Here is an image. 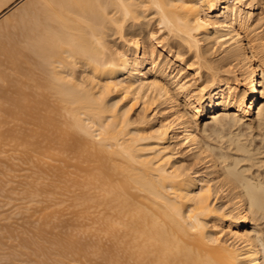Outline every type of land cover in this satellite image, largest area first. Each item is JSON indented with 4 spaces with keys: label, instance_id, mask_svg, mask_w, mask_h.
<instances>
[{
    "label": "bare ground",
    "instance_id": "bare-ground-1",
    "mask_svg": "<svg viewBox=\"0 0 264 264\" xmlns=\"http://www.w3.org/2000/svg\"><path fill=\"white\" fill-rule=\"evenodd\" d=\"M263 16L264 0H0V196L22 190L43 228L76 212L91 240L40 237L33 264H264Z\"/></svg>",
    "mask_w": 264,
    "mask_h": 264
},
{
    "label": "rangeland",
    "instance_id": "rangeland-1",
    "mask_svg": "<svg viewBox=\"0 0 264 264\" xmlns=\"http://www.w3.org/2000/svg\"><path fill=\"white\" fill-rule=\"evenodd\" d=\"M263 18H264V16H263ZM262 18V21H261V24H264L263 22H264V19ZM262 27V28H261ZM261 27H260V31H262L263 30V33H264V25H261ZM1 31V30H0ZM1 33H2V31H1ZM263 33H261L262 34V36H264V34ZM1 37V36H0ZM260 90H261V88H260ZM6 98V97H5ZM4 98V99H5ZM1 99V98H0ZM7 99V98H6ZM6 105H7V103H5ZM5 104H3L4 106H5ZM7 107V106H6ZM18 179V181H20V179L21 178H17ZM2 183V185L0 186V190H2V191H0V193L1 192H6V189H8L9 188V185L7 184V187L3 184L4 182H2V181H0V184ZM10 185H12V187H13V184H14V188L16 189L17 187V192L19 193V189H22L21 187L24 185V184H22V183H18V185H22L21 187L20 186H17V182L16 183H9ZM4 185V186H3ZM16 186V187H15ZM2 187V188H1ZM4 187H5V189H4ZM14 188L12 189V190H14ZM3 189H4V191H3ZM9 189H11V186H10V188ZM19 190V191H18ZM8 192V191H7ZM11 192H13L14 194H12V196L14 195L16 198H17V200L15 199H13V197L9 200L8 198H3V197H5L6 195H7V193L6 194H4L3 193V195H5V196H0V199L2 200V199H4V200H0V202L2 203V204H5V205H2L1 203H0V212L4 209V212H5V210L7 211V212H3L2 211V213H0V229H1V227L3 226L4 227V229H3V227H2V229L1 230H4V231H2L1 232V230H0V233H2V234H0L1 236V238L4 236L5 238L6 237H8V238H6V239H4V237L2 238V240L3 241H1L0 240V242H2V243H0L1 245V247H0V250L1 249H3V250H1L3 253H1L0 254V257H2L1 258V264L3 263V262H5V263H3V264H14V262L16 263V262H19V263H21V264H25L26 262L28 263V264H33L34 262L33 261H31L30 259H32L33 258V256L32 255H30V254H28L27 253V251H28V247L29 246H31L30 245V243H33V241L34 240H38V239H40V237H41V240H43V242H44V239H45V241H50V240H52L53 238H51L52 237V235L51 234H53L54 232V234H53V236L56 234V233H58V235L60 236H62L63 238H65V237H67V235L69 234H71L72 232H76V231H78L79 232V244L81 245V247L82 248H85V249H87L88 250V248H91V240H90V238H89V233L88 232H86L85 231V229H86V225H84V226H81V223H83V220L81 221L80 219H78V216H77V213L75 212H71V214H72V216L71 215H68L67 216V214H65L64 215V217L61 219V220H59V219H55L56 221H55V223L53 222V221H51L50 222V224H49V227H47L46 228V226H45V228H43L42 226H41V224L40 225H38L37 223H38V221L39 222H41L42 223V219H41V217H38L37 215L38 214H36V216H37V218H36V216L34 215L33 217L34 218H30L29 219V217L30 216H28V219H29V221L27 220V214H28V211H25L26 210V205H28V204H26V203H24L25 202V199H22V197L20 196L21 194L23 195V193H22V190H21V193H17L18 195H15V190L14 191H11ZM11 192H9V193H11ZM8 193V194H9ZM2 194V193H1ZM7 197H9V196H7ZM20 197V199H18ZM13 199V200H12ZM6 200V201H5ZM21 200V201H20ZM5 201V202H4ZM8 201H10V202H8ZM15 202L16 204H17V202H18V204L20 203V202H22L23 204H19V206L17 207V205L14 203V205H12L13 204V202ZM12 202V203H11ZM10 205H9V204ZM25 204V205H24ZM1 205H2V207H1ZM16 205V206H15ZM12 206H13V208H12ZM22 206H24V207H22L23 209H25V210H23V209H20ZM26 206V207H25ZM20 207V208H19ZM11 208V209H10ZM18 208V209H17ZM11 211H10V210ZM16 209V210H15ZM12 210H13V212H12ZM18 210H21V211H19L20 212V214H19V212H18ZM23 211V212H22ZM26 212V214H25V212ZM10 212H12L11 214H10ZM16 212V213H15ZM17 212H18V215H17ZM8 213L10 214V216H8ZM14 213V219H16V220H13V216H12V214ZM23 213V214H22ZM6 215V216H4V215ZM25 217H24V216ZM29 215V214H28ZM21 216V217H20ZM23 216V217H22ZM4 217V218H3ZM12 217V218H11ZM17 217H19L18 219H17ZM11 218V219H10ZM26 218V219H25ZM3 219V220H2ZM4 219H8L7 221H9V219H10V221L11 220H13V221H11V222H7V224H9L8 226H7V224H6V220H4ZM20 219V220H19ZM33 219H34V221H33ZM19 220V221H18ZM5 222V223H3V222ZM16 224H15V223ZM25 222V223H24ZM1 223H3V224H1ZM12 223L14 224V225H18V224H20V225H18V227L17 226H14L16 229H14V227H13V225H12ZM18 223V224H17ZM30 223V224H29ZM35 223L37 224V226L35 225ZM54 223V224H53ZM86 223V222H85ZM6 224V226H4ZM21 224L23 225V226H21ZM29 224V226H27ZM56 224V225H55ZM11 225V226H10ZM48 225V224H47ZM10 226V227H9ZM21 227V229H20V227ZM26 226V227H25ZM37 227V228H35V227ZM42 228H40V227ZM50 226L52 227V229L50 228ZM57 228L56 230H55V227ZM6 227V228H5ZM7 227H9V229L7 228ZM31 227H33V228H31ZM10 228L11 229H13V230H11V233H10ZM25 228V229H24ZM48 228H49V230H48ZM53 228H54V230H53ZM18 229H19V231H18ZM29 229V230H28ZM31 229H34V230H36L35 232H33V230H31ZM17 232H16V231ZM20 230H22L25 234H23L22 233V231H21V233H18V232H20ZM39 230H42L41 232L43 233H41V235H39ZM12 231H13V233H12ZM29 231H31V232H29ZM39 231V232H38ZM4 232H6V233H4ZM10 234H9V233ZM26 232L28 233V235L26 234ZM16 233V234H15ZM45 233V234H44ZM60 233V234H59ZM3 234H5V235H3ZM9 234V235H8ZM15 236H14V235ZM19 234V235H18ZM3 235V236H2ZM21 235V236H20ZM23 235H25V237H23L24 239H22L21 237L23 236ZM33 235V236H32ZM27 236V237H26ZM14 237H15V239H14ZM17 237V238H16ZM19 237V238H18ZM44 237V238H43ZM49 239L50 238V240H46L47 238ZM10 239V240H9ZM18 239H19V241H18ZM21 239H22V241H25V242H22L21 241ZM5 240H7L6 242H5ZM13 240H17V242L16 241H13ZM9 241H11V242H9ZM20 241L22 242L21 244H23V247L22 246H20ZM8 242V243H7ZM13 242L15 243V244H13ZM11 243L13 244V246H14V248H12V247H10L11 246ZM17 243H19V244H17ZM46 243V242H45ZM3 244V245H2ZM6 244V245H5ZM29 244V245H28ZM47 244V243H46ZM5 245V246H4ZM9 245V246H8ZM19 245V246H18ZM7 246H8V248H7ZM16 246H18V247H16ZM3 247V248H2ZM21 247V248H20ZM10 248V249H9ZM17 248H19V250L17 251ZM28 248V249H27ZM7 249V250H6ZM9 250H11V251H9ZM14 250V251H13ZM23 250V251H22ZM90 250V249H89ZM88 250V251H89ZM0 251V252H1ZM8 251V252H7ZM14 253H13V252ZM16 251V252H15ZM12 252V253H11ZM19 252H20V254H19ZM24 252H26V253H24ZM3 254V255H2ZM10 254H12V256L10 255ZM15 254V255H14ZM6 257H5V256ZM20 258V260L19 261H16V259L18 260L19 258L17 257V256ZM30 256L29 258H27V256ZM14 256V257H13ZM21 256V257H20ZM32 256V257H31ZM10 257H12V258H10ZM24 257V258H23ZM21 258H23V259H21ZM27 259V260H26ZM14 260V261H13ZM25 262H24V261ZM23 262V263H22ZM19 263H16V264H19ZM26 263V264H27Z\"/></svg>",
    "mask_w": 264,
    "mask_h": 264
}]
</instances>
